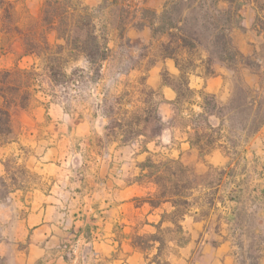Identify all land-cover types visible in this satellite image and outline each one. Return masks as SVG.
<instances>
[{
    "label": "crops",
    "instance_id": "1",
    "mask_svg": "<svg viewBox=\"0 0 264 264\" xmlns=\"http://www.w3.org/2000/svg\"><path fill=\"white\" fill-rule=\"evenodd\" d=\"M103 1L113 0L83 3L95 7ZM118 1L131 11L124 36L149 41V27L133 26L137 9L159 12L167 0ZM239 1L242 19L229 35L235 48L249 56L264 44V0ZM105 23L112 52L121 33ZM199 52L184 73L187 98L163 81V72L180 80L173 58L128 68L151 90L152 99L156 95L152 109L162 123L153 130L145 114L146 127L130 141H124L122 131L110 134L97 118L64 128L62 112L53 114L39 105L12 120L9 155L22 149L24 166L36 181L17 190L24 211L14 216V232L0 242L6 264H264V115L258 128L235 142L222 116L207 110L205 96H213L217 105L231 101L239 69L219 59L208 62L206 48ZM28 55L22 52L19 60ZM241 71L244 87L264 93L249 65ZM256 101L248 93L247 104L254 107ZM141 104L145 108L146 101ZM200 115L206 117L204 125L198 123ZM67 133L77 137L70 146L63 143ZM171 160L195 176L215 172L214 184L185 186L179 195L182 205L172 202L176 196L160 197L157 166Z\"/></svg>",
    "mask_w": 264,
    "mask_h": 264
},
{
    "label": "rangeland",
    "instance_id": "2",
    "mask_svg": "<svg viewBox=\"0 0 264 264\" xmlns=\"http://www.w3.org/2000/svg\"><path fill=\"white\" fill-rule=\"evenodd\" d=\"M7 1L12 3L10 17L6 18L4 13V18H1L0 10V69H25L24 72L16 75L20 84L19 97L26 93L29 94L25 107L12 110L11 122L15 118H21L22 110L34 109L39 105L45 109H51L53 114L56 111L62 112L61 126L64 128L73 127L80 120L102 119L110 134L114 135L119 131L129 133L128 141L135 137L139 129L146 127L145 114L152 118L153 130H159L162 127V123L155 119L152 109L156 95L152 99L151 90L141 85L140 77L129 75L128 70L131 66L142 63L148 65L151 62L154 53H157L158 42L156 40L145 41L142 37L127 35L117 37L116 47L105 61V67L103 69L101 67L99 76L84 61H70L63 69L66 77H62L61 81L55 84L49 77L43 56L31 53L19 60V55L24 52V34L35 33L37 39L40 40L39 36L43 31L41 25L43 0ZM119 7L106 6L104 10L98 12L100 21L118 20L119 17H114V15L120 11ZM110 9L112 14L109 12ZM127 14L123 13L122 17L125 18ZM108 23L110 26H116L114 23ZM103 30L106 34V28ZM46 36L52 45L61 42L55 38L53 32H47ZM200 46L202 49L206 48L205 40H202ZM263 54L264 44L261 45L259 52H253L245 58L236 57L227 62L239 69L238 80L240 82L236 85L235 96L231 101L224 105H217L213 100H205V102L209 101L206 104L209 112H216L222 116L224 125L232 131L235 142L241 140L243 132L255 129L263 119L264 93L249 91L241 82V79L245 77L241 68L243 65H249L255 73V79L264 84ZM213 59L218 58L213 57ZM173 81L174 83L179 82L178 80ZM248 93L257 100L254 107L246 102ZM182 96L187 98L191 94L184 89ZM142 101H146L145 108L141 104ZM176 120L178 123L183 121L181 118H176ZM58 122H60L59 119ZM198 123L204 125L203 119L200 118ZM51 124L50 121L46 123L48 127ZM12 138L13 134L0 145V242L7 240L14 232L12 229L14 216L20 217L24 211L22 207L24 199L19 196L17 190L36 181V175L24 166L22 149L16 155L13 153L9 155L7 143ZM76 141L77 137L74 134L67 133L63 138L65 146H70ZM214 177L215 172H210L203 177L188 175L186 181L183 182L195 187L202 181L208 187L214 184L212 180ZM192 192L196 194L199 191L193 189ZM195 196L192 197L193 202H195ZM209 198L211 196L207 197ZM203 211L207 212V207ZM5 260L6 256L0 253V263L6 264Z\"/></svg>",
    "mask_w": 264,
    "mask_h": 264
},
{
    "label": "trees",
    "instance_id": "3",
    "mask_svg": "<svg viewBox=\"0 0 264 264\" xmlns=\"http://www.w3.org/2000/svg\"><path fill=\"white\" fill-rule=\"evenodd\" d=\"M220 2H227L228 7L221 8ZM118 3V0L103 1L91 7L81 0H43L41 8L43 31L39 36L40 40L35 33L24 34L25 54L34 53L37 56H43L49 77L55 84L60 82L62 77H66L63 69L70 61H84L99 76L103 63L110 56L111 49L103 30L106 27V23H103L106 19L100 21L98 12L109 5L120 6L118 16L114 15L119 19H109L110 21L107 22L114 23L120 29L121 37H124L126 17L131 11L123 9L124 6ZM241 5L242 1L239 0H192V2L191 0H167L159 12L149 7H139L137 10L140 15L133 26L149 27L151 39L158 42L157 53H154L151 62L155 61V58L165 57L175 60L181 70L179 82L174 83L166 72H163V81L183 93L186 89L184 73L194 65L195 58L200 56L202 40L206 42L209 53L208 62H211L213 57L227 62L236 57L245 58L232 44L229 35L230 29L239 25L242 19L239 12ZM10 8H12L10 1L0 0L1 18H4V13L6 18L10 17ZM137 10L132 13L133 19L136 18ZM109 12L113 13L111 9ZM123 13H128L125 18L122 17ZM47 32H53L55 38L61 42L50 44L46 36ZM23 70L25 69H0V145L12 133V110L25 107L29 100L28 93L19 97L20 84L16 75L24 72ZM205 100L214 101V98L206 95ZM208 103L209 101L205 102V104ZM200 117L206 118L203 115ZM262 122L263 119L256 128ZM128 134L123 132L124 141H128ZM157 170L160 173L155 177V183L159 187L160 197L176 196L172 202L176 205L184 204L179 196L183 188L189 186L183 182L184 176L194 177L193 171L177 160L159 163Z\"/></svg>",
    "mask_w": 264,
    "mask_h": 264
}]
</instances>
